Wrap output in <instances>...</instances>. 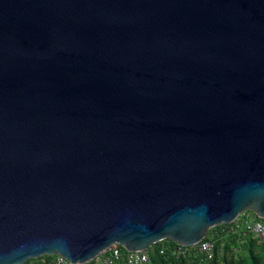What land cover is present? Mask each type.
Listing matches in <instances>:
<instances>
[{"label":"water","instance_id":"1","mask_svg":"<svg viewBox=\"0 0 264 264\" xmlns=\"http://www.w3.org/2000/svg\"><path fill=\"white\" fill-rule=\"evenodd\" d=\"M264 217V0H0V264L201 240Z\"/></svg>","mask_w":264,"mask_h":264},{"label":"built area","instance_id":"2","mask_svg":"<svg viewBox=\"0 0 264 264\" xmlns=\"http://www.w3.org/2000/svg\"><path fill=\"white\" fill-rule=\"evenodd\" d=\"M244 235H249L264 249V217L256 215L251 210H243L230 222L209 228L203 238L195 244L183 245L164 238L138 251L126 250L117 244H110L90 261L95 264H145L152 254L162 258L179 260L191 253L209 261L213 259L219 247V237L227 239L230 236L242 237ZM48 256L51 257L50 264H68L66 259L59 254Z\"/></svg>","mask_w":264,"mask_h":264},{"label":"rangeland","instance_id":"3","mask_svg":"<svg viewBox=\"0 0 264 264\" xmlns=\"http://www.w3.org/2000/svg\"><path fill=\"white\" fill-rule=\"evenodd\" d=\"M232 237L235 236H230L227 239L224 237L218 238L219 247L213 259L209 261L203 260L201 256L192 253L179 260H170L152 254L145 264H264V249L253 238L249 235ZM46 256L28 258L22 264H50L51 257ZM81 264L95 263L88 261Z\"/></svg>","mask_w":264,"mask_h":264},{"label":"trees","instance_id":"4","mask_svg":"<svg viewBox=\"0 0 264 264\" xmlns=\"http://www.w3.org/2000/svg\"><path fill=\"white\" fill-rule=\"evenodd\" d=\"M46 257H48V255H47ZM170 260H171V259H170Z\"/></svg>","mask_w":264,"mask_h":264}]
</instances>
